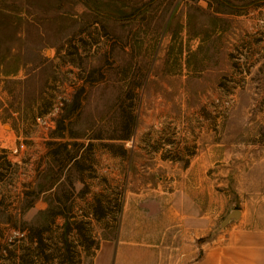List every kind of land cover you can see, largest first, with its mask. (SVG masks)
<instances>
[{
    "label": "rangeland",
    "instance_id": "1",
    "mask_svg": "<svg viewBox=\"0 0 264 264\" xmlns=\"http://www.w3.org/2000/svg\"><path fill=\"white\" fill-rule=\"evenodd\" d=\"M160 87L180 106L148 127ZM201 132L251 160L234 156L242 169L217 180L232 203L217 197L203 243L241 207L236 185H264V0H0V264L127 249L123 219L170 213L174 165Z\"/></svg>",
    "mask_w": 264,
    "mask_h": 264
},
{
    "label": "crops",
    "instance_id": "2",
    "mask_svg": "<svg viewBox=\"0 0 264 264\" xmlns=\"http://www.w3.org/2000/svg\"><path fill=\"white\" fill-rule=\"evenodd\" d=\"M167 90L173 89L167 87ZM165 93V87L150 92L148 127L162 125L170 107L180 106L176 105L177 98L170 101ZM200 125L201 131H207L205 124ZM180 126H184L183 123ZM206 135L201 132L191 136L198 147L189 153L183 150L176 160L175 187L167 204L170 213L162 217L150 212L138 214L128 220L127 229L123 228L127 222L123 219L118 238H129V246L122 247L119 239L117 243L101 246L97 264H123L121 255L126 250L128 264H148V252L164 255L166 264H264V185H236L240 216L230 221L218 238L203 243L198 241L215 222L217 197L224 205L232 203L230 188L218 190L217 180L227 186L230 172L242 169L236 166L234 156H242L248 164L251 162L250 158L246 159L247 153L233 155L226 147H218L221 142L210 141ZM206 140L208 143L203 144ZM205 189L208 197L202 200L200 194ZM234 207L229 208L226 215ZM157 218H161L162 223L160 235Z\"/></svg>",
    "mask_w": 264,
    "mask_h": 264
},
{
    "label": "water",
    "instance_id": "3",
    "mask_svg": "<svg viewBox=\"0 0 264 264\" xmlns=\"http://www.w3.org/2000/svg\"><path fill=\"white\" fill-rule=\"evenodd\" d=\"M240 216V210L239 209H232L229 211V213L223 218V220L220 222V227H223L227 223H229L232 220H236Z\"/></svg>",
    "mask_w": 264,
    "mask_h": 264
},
{
    "label": "built area",
    "instance_id": "4",
    "mask_svg": "<svg viewBox=\"0 0 264 264\" xmlns=\"http://www.w3.org/2000/svg\"><path fill=\"white\" fill-rule=\"evenodd\" d=\"M35 120H36V122L39 125H41L44 128H48L50 126V123H49L48 118L46 116H44V115H38V116H36ZM22 147H23V144L20 143L19 144V148H22ZM17 149H18V147H15L14 150H13V152H16Z\"/></svg>",
    "mask_w": 264,
    "mask_h": 264
},
{
    "label": "trees",
    "instance_id": "5",
    "mask_svg": "<svg viewBox=\"0 0 264 264\" xmlns=\"http://www.w3.org/2000/svg\"><path fill=\"white\" fill-rule=\"evenodd\" d=\"M130 119H131V122H132V121H133V118L130 117ZM130 119H129V120H130ZM129 135H130V131H129V133L125 134L123 138H128Z\"/></svg>",
    "mask_w": 264,
    "mask_h": 264
}]
</instances>
